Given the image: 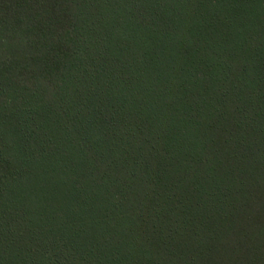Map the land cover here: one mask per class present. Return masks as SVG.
<instances>
[{"label":"trees","instance_id":"16d2710c","mask_svg":"<svg viewBox=\"0 0 264 264\" xmlns=\"http://www.w3.org/2000/svg\"><path fill=\"white\" fill-rule=\"evenodd\" d=\"M0 264H264V0H0Z\"/></svg>","mask_w":264,"mask_h":264}]
</instances>
